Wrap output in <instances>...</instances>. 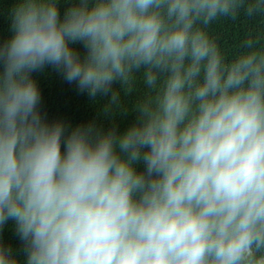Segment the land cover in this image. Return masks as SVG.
Masks as SVG:
<instances>
[{
    "label": "clouds",
    "instance_id": "clouds-1",
    "mask_svg": "<svg viewBox=\"0 0 264 264\" xmlns=\"http://www.w3.org/2000/svg\"><path fill=\"white\" fill-rule=\"evenodd\" d=\"M60 3L16 0L0 42V229L26 264H264V32L227 56L209 31L264 0ZM47 67L110 105L139 80L136 123L49 121Z\"/></svg>",
    "mask_w": 264,
    "mask_h": 264
},
{
    "label": "trees",
    "instance_id": "trees-1",
    "mask_svg": "<svg viewBox=\"0 0 264 264\" xmlns=\"http://www.w3.org/2000/svg\"><path fill=\"white\" fill-rule=\"evenodd\" d=\"M15 2L16 0H0V42L11 36L10 10ZM67 6L61 0L59 5L61 14ZM209 31L217 39L225 54L231 56L247 33L264 32V23L243 18L237 21H220L212 25ZM73 47L83 53L81 45L77 44ZM33 78L40 89L42 110L49 121L60 119L73 126L93 123L105 131L115 127L121 134L136 123L138 114L134 108L146 94L139 80L126 89H123L119 83H115L113 89L119 92L120 100L116 105H110V96L98 95L92 98L87 94H80L75 85L67 84L62 76L51 67L34 73ZM135 167L138 172L144 171L143 162H139ZM15 229L14 221L9 220L0 229V243L12 249L20 264H26L24 244Z\"/></svg>",
    "mask_w": 264,
    "mask_h": 264
}]
</instances>
